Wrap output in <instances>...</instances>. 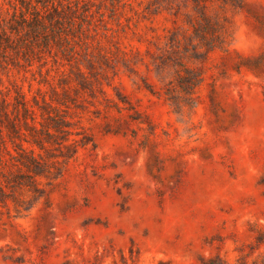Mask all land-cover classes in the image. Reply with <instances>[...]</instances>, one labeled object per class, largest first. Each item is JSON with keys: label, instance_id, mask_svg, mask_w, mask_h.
<instances>
[{"label": "rangeland", "instance_id": "1", "mask_svg": "<svg viewBox=\"0 0 264 264\" xmlns=\"http://www.w3.org/2000/svg\"><path fill=\"white\" fill-rule=\"evenodd\" d=\"M106 5L130 67L73 92L95 145L6 219L0 264H264V0Z\"/></svg>", "mask_w": 264, "mask_h": 264}, {"label": "trees", "instance_id": "2", "mask_svg": "<svg viewBox=\"0 0 264 264\" xmlns=\"http://www.w3.org/2000/svg\"><path fill=\"white\" fill-rule=\"evenodd\" d=\"M127 1L0 0V83L3 75L10 83L0 89V229L47 198L80 150L94 147L69 111L72 95L92 89L103 64L130 67L103 11L110 2L116 16ZM13 71L31 73L30 89L39 83L30 97L21 83L28 76Z\"/></svg>", "mask_w": 264, "mask_h": 264}]
</instances>
